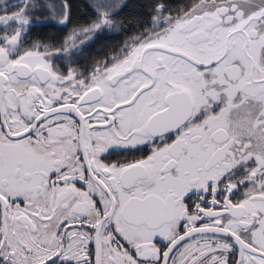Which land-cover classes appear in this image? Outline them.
Here are the masks:
<instances>
[{
    "label": "snow or ice",
    "instance_id": "1",
    "mask_svg": "<svg viewBox=\"0 0 264 264\" xmlns=\"http://www.w3.org/2000/svg\"><path fill=\"white\" fill-rule=\"evenodd\" d=\"M0 264H264V0H0Z\"/></svg>",
    "mask_w": 264,
    "mask_h": 264
},
{
    "label": "trees",
    "instance_id": "2",
    "mask_svg": "<svg viewBox=\"0 0 264 264\" xmlns=\"http://www.w3.org/2000/svg\"><path fill=\"white\" fill-rule=\"evenodd\" d=\"M78 2H81V3H83V2H85V0H78Z\"/></svg>",
    "mask_w": 264,
    "mask_h": 264
}]
</instances>
